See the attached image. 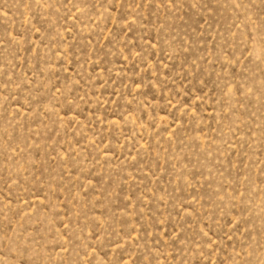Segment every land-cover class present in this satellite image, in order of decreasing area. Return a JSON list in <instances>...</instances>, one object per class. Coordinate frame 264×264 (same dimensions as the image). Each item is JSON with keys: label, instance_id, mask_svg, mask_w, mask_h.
I'll return each mask as SVG.
<instances>
[{"label": "rangeland", "instance_id": "rangeland-1", "mask_svg": "<svg viewBox=\"0 0 264 264\" xmlns=\"http://www.w3.org/2000/svg\"><path fill=\"white\" fill-rule=\"evenodd\" d=\"M0 264H264V0H0Z\"/></svg>", "mask_w": 264, "mask_h": 264}]
</instances>
